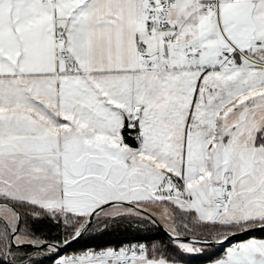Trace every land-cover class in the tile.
<instances>
[{
	"label": "snow or ice",
	"instance_id": "snow-or-ice-1",
	"mask_svg": "<svg viewBox=\"0 0 264 264\" xmlns=\"http://www.w3.org/2000/svg\"><path fill=\"white\" fill-rule=\"evenodd\" d=\"M195 256L264 264V0H0V264Z\"/></svg>",
	"mask_w": 264,
	"mask_h": 264
},
{
	"label": "trees",
	"instance_id": "trees-1",
	"mask_svg": "<svg viewBox=\"0 0 264 264\" xmlns=\"http://www.w3.org/2000/svg\"><path fill=\"white\" fill-rule=\"evenodd\" d=\"M120 231H110L109 233L103 235H95L92 238L88 236L73 242L67 249V252L73 250H80L85 246H96L104 245L109 242L118 241L120 239H131L134 235L145 236L147 238H157L161 240H166V236L162 230L155 228H140V229H131L129 231H123L124 225L120 226ZM42 264H52L50 257H41ZM207 263V256H195L189 259V264H205Z\"/></svg>",
	"mask_w": 264,
	"mask_h": 264
},
{
	"label": "built area",
	"instance_id": "built-area-1",
	"mask_svg": "<svg viewBox=\"0 0 264 264\" xmlns=\"http://www.w3.org/2000/svg\"><path fill=\"white\" fill-rule=\"evenodd\" d=\"M72 251H70L69 253H71Z\"/></svg>",
	"mask_w": 264,
	"mask_h": 264
},
{
	"label": "crops",
	"instance_id": "crops-1",
	"mask_svg": "<svg viewBox=\"0 0 264 264\" xmlns=\"http://www.w3.org/2000/svg\"><path fill=\"white\" fill-rule=\"evenodd\" d=\"M205 264H207V263H205Z\"/></svg>",
	"mask_w": 264,
	"mask_h": 264
},
{
	"label": "water",
	"instance_id": "water-1",
	"mask_svg": "<svg viewBox=\"0 0 264 264\" xmlns=\"http://www.w3.org/2000/svg\"><path fill=\"white\" fill-rule=\"evenodd\" d=\"M164 233V232H163Z\"/></svg>",
	"mask_w": 264,
	"mask_h": 264
}]
</instances>
